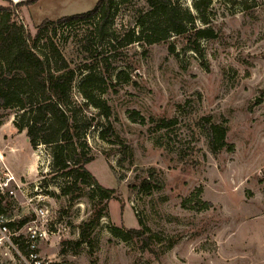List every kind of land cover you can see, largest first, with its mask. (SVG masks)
<instances>
[{
  "label": "rangeland",
  "instance_id": "1",
  "mask_svg": "<svg viewBox=\"0 0 264 264\" xmlns=\"http://www.w3.org/2000/svg\"><path fill=\"white\" fill-rule=\"evenodd\" d=\"M96 2L38 0L15 16L34 35L43 20L87 12ZM183 4L192 10V0ZM135 8L143 1L121 8L115 26L133 28ZM207 18L215 37L199 41L201 54L178 36L146 52L137 44L114 51L87 39L86 24L58 31L73 68L107 78L101 98L110 116L92 107L86 112L95 126L86 136L94 157L87 169L114 194L90 231L91 244L68 245L93 213L89 189L73 202L60 195L50 151L35 139L42 113L20 133L16 110L0 109V183L12 178V194H0V206L15 224L12 243L35 235L26 258L0 235V264H264V0H213ZM135 112L142 122L130 119ZM211 124L226 128L231 151L211 152L204 133ZM114 227L142 230L149 242L123 241Z\"/></svg>",
  "mask_w": 264,
  "mask_h": 264
},
{
  "label": "trees",
  "instance_id": "2",
  "mask_svg": "<svg viewBox=\"0 0 264 264\" xmlns=\"http://www.w3.org/2000/svg\"><path fill=\"white\" fill-rule=\"evenodd\" d=\"M36 1L13 4L7 0L6 6H0V109L16 110L13 126L20 133L29 129L35 112L42 113L46 117L45 124L35 139L37 145L50 151V170L61 179L57 186L60 195L69 197L73 202L84 188L89 189L93 213L82 224L80 239L67 242L77 247L91 244L90 231L105 216L107 202L114 194L112 189L101 186L87 169L94 157L86 136L95 126L94 117L86 115V112L92 107L108 119L110 108L101 96L106 93L109 84L104 75L90 68L78 71L70 65L58 46V31L76 23L86 24L89 27L84 30L87 39L91 37L114 51L137 44L146 52L147 47L163 43L170 36H178L186 38L191 51L201 54L199 41L215 37L213 29L207 26L213 0H192V10L184 6L185 0H141L143 8H135L134 27L128 30L122 26L117 28L116 18L121 8L135 5L137 0H97L87 12L57 20H43L31 35L17 22L15 11ZM197 23L205 26H197ZM173 51L171 47L170 52ZM104 61L108 62V58ZM79 75L83 76L75 84ZM123 75L124 72L119 71L117 80ZM74 90L79 100L74 97ZM138 117L136 112L130 115L132 121L142 122L143 118ZM204 133L211 152L233 149L226 142V128L223 126L208 125ZM105 135L99 132L103 141L106 140ZM148 187L147 184L142 185L143 189L148 190ZM201 206L202 209L207 208L206 203ZM0 213H4L1 206ZM27 222L28 218H25L17 227H23ZM14 226L12 222L7 224L9 230ZM110 231L123 241L138 239L147 243L150 239L142 230L114 227ZM15 237L12 238L15 241L13 245L25 258L28 257L31 253L29 242L20 236Z\"/></svg>",
  "mask_w": 264,
  "mask_h": 264
},
{
  "label": "built area",
  "instance_id": "3",
  "mask_svg": "<svg viewBox=\"0 0 264 264\" xmlns=\"http://www.w3.org/2000/svg\"><path fill=\"white\" fill-rule=\"evenodd\" d=\"M12 180L11 177H8L7 180L3 183H0V194L5 195L6 193H9L10 195L12 192L9 190V182ZM39 213L43 215L42 209L39 210ZM9 222L6 220L4 213H0V235L2 238L6 237V240L8 242V245H10L12 248L15 249V246H13V243L11 241V234L9 233V228L7 227V224ZM16 233H13L12 235H15ZM35 235L32 234L29 238V243L33 242ZM29 247L33 248V244H30ZM32 256V253H31Z\"/></svg>",
  "mask_w": 264,
  "mask_h": 264
}]
</instances>
